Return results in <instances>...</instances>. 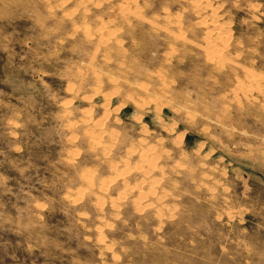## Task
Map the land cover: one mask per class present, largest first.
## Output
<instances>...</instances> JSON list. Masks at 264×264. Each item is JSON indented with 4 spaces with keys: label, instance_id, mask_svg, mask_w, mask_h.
Returning a JSON list of instances; mask_svg holds the SVG:
<instances>
[{
    "label": "rangeland",
    "instance_id": "rangeland-1",
    "mask_svg": "<svg viewBox=\"0 0 264 264\" xmlns=\"http://www.w3.org/2000/svg\"><path fill=\"white\" fill-rule=\"evenodd\" d=\"M0 264H264V0H0Z\"/></svg>",
    "mask_w": 264,
    "mask_h": 264
},
{
    "label": "bare ground",
    "instance_id": "bare-ground-1",
    "mask_svg": "<svg viewBox=\"0 0 264 264\" xmlns=\"http://www.w3.org/2000/svg\"><path fill=\"white\" fill-rule=\"evenodd\" d=\"M127 5H128V4H127ZM129 5H130V4H129ZM128 8H129V7H128ZM124 10H125V9L123 8V11H124ZM121 11H122V10H121ZM127 11H129V9H127ZM123 14H124V12H123ZM123 16H124V15H123ZM206 24H207V23H206ZM211 24H214V29H215V30H216V29H218V31L220 30L219 27H217V24H218V23H216V22H212ZM218 26H219V25H218ZM101 27H104V26H101ZM101 27H100V28H101ZM221 27H222V26H221ZM104 28H105V27H104ZM214 29H213V30H214ZM222 29H223V28H222ZM107 30H108V29H107ZM213 30H212V31H213ZM225 30H226V29H225ZM89 32H90V31H89ZM107 32H108V31H107ZM110 32H111V31H110ZM219 32H221V31H219ZM226 32H227V31H226ZM102 33H103V32H102ZM209 33H210V32H209ZM221 33H222V32H221ZM227 33H228V32H227ZM104 34H105V32H104ZM104 34H103V35H104ZM108 34H109V32H108ZM210 34H211V33H210ZM90 35H91V34H90ZM105 35H106V34H105ZM105 35H104V37H105ZM219 35H220V34H219ZM212 36H214V35H212ZM212 36H211V37H212ZM101 37H103V36H101ZM207 37H208V36H207ZM220 37H221V35H220L218 38H217V37H215V38H217V40H219ZM99 38H100V37H99ZM105 38H106V37H105ZM100 39H101V38H100ZM103 39H104V38H103ZM206 39H207V38H206ZM213 39H214V38H213ZM104 40H105V39H104ZM208 40H210V39H208ZM211 40H212V38H211ZM214 40H215V39H214ZM205 41H206V40H205ZM223 41H224V40H223ZM212 42H213V41H209V43L206 42V43L208 44L207 46L210 47V48L214 47V46L212 45ZM216 42L218 43V41H216ZM213 43H215V42H213ZM224 43H225V42H224ZM215 44H216V43H215ZM215 47L217 48V46H215ZM209 51H210V50H209ZM222 51H223V49H222ZM213 52H214V51H211L210 53H213ZM215 52H217V51H215ZM219 53H220V52H217V54H219ZM217 54H216V55H217ZM209 57H211V54H210ZM209 57H208V58H209ZM209 59H210V58H209ZM212 59H213V58H212ZM253 78H254V77H253ZM253 78H252V80H253ZM250 80H251V79H250ZM254 80H255V79H254ZM256 81L259 82V80H257V79H256ZM258 82H257V84H259ZM251 83H252V82H251ZM253 85H254V84H253ZM253 85L251 84L250 86H253ZM254 87H255V86H254ZM257 87L259 88L258 85H257ZM257 87H255V89H257ZM242 89H243V93L247 94L248 92L251 93L253 88H252V89L249 88V90H244V89H246V88H242ZM236 90H237V88H236ZM156 101H157V100H156ZM146 105H147V104H146ZM146 105H145V106H146ZM140 106H142V105L140 104ZM142 107H143V106H142ZM189 117H191V116H189ZM191 118H192V117H191ZM86 119H87V118H86ZM90 119H91V118H90ZM88 120H89V119H88ZM88 120H85V121H88ZM97 124H98V123H96L95 126H101V124H98V125H97ZM102 127H103V126H102ZM97 128H98V127H97ZM93 129H94V128H93ZM104 129H105V128H104ZM96 132H97V131H96ZM103 132H104V131H103L102 129L99 130V133H100V134H101V133L103 134ZM112 132L115 133L114 131H112ZM90 133H91V132H90ZM92 133H95V132H92ZM97 134H98V133H97ZM89 135H90V134H89ZM92 135H93V134H92ZM113 135H114V134H113ZM93 136H94V135H93ZM93 136H92V137H93ZM99 136H100V135H99ZM99 136H98V138H99ZM114 136H115V135H114ZM182 136H183V135H182ZM96 137H97V135H96ZM100 138H101V137H100ZM93 139H95V137H94ZM111 139H112V138H111ZM95 140H96V139H95ZM180 141H181V140H180ZM93 142H94V140H93ZM143 142H144V141H143ZM176 142H177V141H176ZM94 143H95V142H94ZM100 143H101L100 140H97V144H100ZM95 144H96V143H95ZM97 144H96V145H97ZM146 144H147V143H146ZM145 146H146V145H145ZM128 147H129V146H128ZM130 147H131V146H130ZM144 148H145V147H144ZM151 148H153V147L151 146ZM151 148H150V149H151ZM147 149H149V148H147ZM154 149H155V148H154ZM130 150H131V148H130ZM143 150H144V149H143ZM131 151H133V150H131ZM136 151H137V150H136ZM148 151H149V150H148ZM150 151H151V150H150ZM153 151H154V150H152V154H153ZM144 152H145V151H144ZM144 152L142 151L143 154H144ZM146 152H147V150H146ZM146 152H145V154H146ZM155 152H157V150H155ZM132 153H133V152H132ZM140 153H141V152H140ZM166 153H167V152H166ZM152 154H151V155H152ZM149 155H150V153L148 154V157L150 158ZM156 155H157V154H156ZM139 156H140V155H139ZM142 156H143V155H142ZM157 156H158V155H157ZM144 157H145V156H144ZM148 157H147V158H148ZM152 157H153V155H152ZM142 158H143V157H142ZM143 159H144V158H143ZM126 160H127V159H126ZM151 160H154V159L152 158ZM156 160H157V159H156ZM127 162H129V161H127ZM150 162H151V161H150ZM150 162H149V164H150ZM152 162H153V161H152ZM152 162H151V163H152ZM141 163H143V160H142ZM147 164H148V163H147ZM126 166H128L127 163H126ZM137 167H141V166H137ZM153 167H154V166H153ZM150 168H151V167H150ZM126 169H127V168H126ZM154 169H155V168H154ZM142 170H143V169H142ZM142 172H143V173H146V172L148 173V172H150V171L146 169V170H143ZM124 173H125V172H124ZM90 174H91V173H90ZM88 176H89V174H88ZM92 176H93V175H92ZM92 176H91V177H92ZM89 178H90V177H89ZM88 180H89V179H88ZM157 180H158V179H157ZM156 182H157V181H156ZM156 184H157V183H156ZM104 187H105V186H104ZM140 187H141V186H140ZM153 187H155V186L152 185L151 188H153ZM151 188H150V189H151ZM154 189H155V188H154ZM101 190H103V188H102ZM155 191H156V190H155ZM143 193H144V192H143ZM141 199H142V198H141ZM113 201H114V200H113Z\"/></svg>",
    "mask_w": 264,
    "mask_h": 264
}]
</instances>
